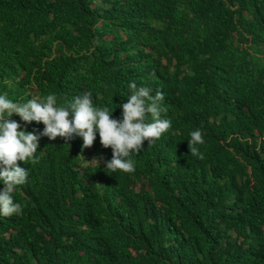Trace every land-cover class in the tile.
Wrapping results in <instances>:
<instances>
[{"label": "trees", "instance_id": "16d2710c", "mask_svg": "<svg viewBox=\"0 0 264 264\" xmlns=\"http://www.w3.org/2000/svg\"><path fill=\"white\" fill-rule=\"evenodd\" d=\"M129 81L171 127L111 174L98 135L41 137L0 264H264V0H0V93L89 91L119 118Z\"/></svg>", "mask_w": 264, "mask_h": 264}, {"label": "clouds", "instance_id": "9594fccd", "mask_svg": "<svg viewBox=\"0 0 264 264\" xmlns=\"http://www.w3.org/2000/svg\"><path fill=\"white\" fill-rule=\"evenodd\" d=\"M126 101L119 104V118L113 117L114 108L98 106L89 91L73 96L69 101H58L55 93L33 97L17 102L5 93H0V216L7 217L21 212V204L14 200L17 185L26 183L28 169L17 162L33 158L41 137L53 140L57 136L65 141L74 137L82 140V147L93 144L97 135L100 144L111 148V158L103 161V171L107 174L117 170L134 171L131 158L143 149V143H153L170 127L171 121L160 114L163 93L137 85L127 84ZM16 114L27 123H42L39 131H26L10 117ZM202 132L196 128L189 133L188 145L203 144ZM190 153L197 155L191 147ZM99 166V161L93 159Z\"/></svg>", "mask_w": 264, "mask_h": 264}]
</instances>
